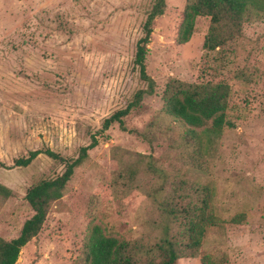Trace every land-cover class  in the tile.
I'll return each instance as SVG.
<instances>
[{
  "label": "rangeland",
  "instance_id": "1",
  "mask_svg": "<svg viewBox=\"0 0 264 264\" xmlns=\"http://www.w3.org/2000/svg\"><path fill=\"white\" fill-rule=\"evenodd\" d=\"M151 2L0 0V181L11 189L9 196L0 195V236H17L32 214L27 188L66 165L46 153L28 165H17L16 158L45 147L76 157L92 133L98 137L15 264L77 263L92 223L119 236L143 232L145 195L112 182L118 160L128 165L137 152L160 156L170 170L209 183L212 207L228 217L209 228L197 256L177 264H203L204 254L221 264H264V7L244 22L239 38L206 50L211 17L199 14L193 35L180 43L186 0H166L145 58L156 92L124 117L136 131L154 121L150 143L117 122L99 129L104 117L147 86L133 58ZM169 77L230 85L229 123L210 139L203 135L209 153L204 164L180 158L171 144L187 125L161 114ZM239 212L246 214L243 222L229 220Z\"/></svg>",
  "mask_w": 264,
  "mask_h": 264
},
{
  "label": "trees",
  "instance_id": "2",
  "mask_svg": "<svg viewBox=\"0 0 264 264\" xmlns=\"http://www.w3.org/2000/svg\"><path fill=\"white\" fill-rule=\"evenodd\" d=\"M165 6L166 0H152L146 12L143 34L135 47L133 59L147 86L135 90L126 106L104 117L100 131L117 122L121 129L135 131L148 142L153 141L154 121L149 122L143 131H136L126 127L124 117L141 105L146 94L156 92V83L146 70L145 58L153 22L164 12ZM263 7L264 0H186L177 41L187 42L193 35L197 16L204 14L211 17L204 49H220L239 38L243 34L244 22ZM166 82L161 114L187 125L171 144L178 147L175 150L180 158L189 156L195 165L204 164L208 162L206 155L209 153L203 135L210 139L211 134L219 133L223 125L229 123L226 115L230 85L176 77H169ZM97 143V133L94 132L90 141L80 146L76 157L68 158L45 147L30 149L28 154L16 158L17 165H28L39 154L46 153L66 160V165L62 173L38 179L27 188L25 198L33 212L17 236H0V264H15L21 248L40 232L50 204L61 198L76 168ZM136 154L138 157L128 165L122 158L118 160V167L113 171L116 179L112 182L119 187L123 185L125 191L136 188L145 195L146 205L140 215L145 230L126 237L107 232L100 223H92L79 260L74 264H177L181 257L197 256L209 228L227 220L228 217L218 215L211 205L213 187L209 183L201 182L198 177L189 180L181 169L177 172L170 170L163 165L164 159L153 153ZM10 194L11 189L0 181V195L7 197ZM245 219L243 212L229 217L232 222ZM201 259L203 264H221L213 262L208 254L202 255Z\"/></svg>",
  "mask_w": 264,
  "mask_h": 264
}]
</instances>
